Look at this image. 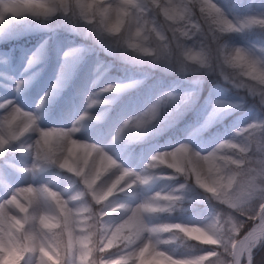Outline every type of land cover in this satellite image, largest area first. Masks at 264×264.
Segmentation results:
<instances>
[{"label": "clouds", "instance_id": "clouds-1", "mask_svg": "<svg viewBox=\"0 0 264 264\" xmlns=\"http://www.w3.org/2000/svg\"><path fill=\"white\" fill-rule=\"evenodd\" d=\"M0 264H264V0H0Z\"/></svg>", "mask_w": 264, "mask_h": 264}, {"label": "rangeland", "instance_id": "rangeland-1", "mask_svg": "<svg viewBox=\"0 0 264 264\" xmlns=\"http://www.w3.org/2000/svg\"><path fill=\"white\" fill-rule=\"evenodd\" d=\"M49 71H51V68L49 69Z\"/></svg>", "mask_w": 264, "mask_h": 264}]
</instances>
